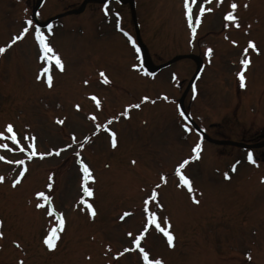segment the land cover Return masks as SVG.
Listing matches in <instances>:
<instances>
[{
  "label": "rangeland",
  "instance_id": "1",
  "mask_svg": "<svg viewBox=\"0 0 264 264\" xmlns=\"http://www.w3.org/2000/svg\"><path fill=\"white\" fill-rule=\"evenodd\" d=\"M83 1L44 0L36 10L37 20L46 21L39 26L46 42L63 62L62 71L49 64L44 78L40 70L46 61L39 58L31 14L37 0H0V46L29 29L0 53V143L8 145L0 148V264H144L132 243L142 231L139 247L163 264H264V0H189L191 22L184 0H133L149 65L199 55L203 63L184 106L213 137L243 141L242 147L204 142L198 161L185 167L191 193L178 187L174 168L199 136L192 129L184 134L175 104L196 69L195 58L178 56L153 75L139 74L133 67L139 47L130 1H87L81 11L68 13ZM227 12L235 22L225 18ZM249 40L255 49L242 55ZM242 59L249 60L244 87L235 78ZM137 104L128 108L129 116L120 114ZM107 115L98 129L96 120ZM9 123L18 144L8 139ZM108 130L116 135L115 147ZM30 143L50 155L29 158L27 147L23 156L21 149ZM77 153L94 177L86 184L93 195L85 199L95 216L76 203L82 193L72 162ZM19 160L25 174L13 186ZM162 174L165 183L152 187ZM149 186L158 194L149 210L162 227L168 218L172 247L145 217ZM41 191L65 221L52 249L43 238L56 217L48 216L46 201L36 197ZM124 210L131 214L117 220Z\"/></svg>",
  "mask_w": 264,
  "mask_h": 264
},
{
  "label": "snow or ice",
  "instance_id": "2",
  "mask_svg": "<svg viewBox=\"0 0 264 264\" xmlns=\"http://www.w3.org/2000/svg\"><path fill=\"white\" fill-rule=\"evenodd\" d=\"M104 3L107 4V0H104ZM246 6V5H245ZM231 8L235 9L237 7V5L235 3H232L230 5ZM184 8H185V13L184 15L186 17H188L189 19V22L192 21V16L190 14V11H189V8H190V5H189V0H184ZM105 11H107V9H105ZM201 11H204V7L203 5H201ZM225 18L228 20V21H232V22H235L236 21V17L232 14V12H227L226 13V16ZM195 21L197 23H199L200 21V16L197 15L195 17ZM26 23L28 24H32V21L31 20H27ZM236 27H239V24L236 23L235 25ZM49 28H51V25L48 26ZM29 31V29L25 28L23 29L19 35H14L12 37V40H10L8 42V45H3V46H0V53H3L5 52V49L6 47L8 46H11L12 43H14L16 40H19L20 38H22L24 36V34ZM193 31H195V29H193ZM34 36H35V41L37 42L38 46H39V58L46 61V64L43 68H41V72L43 73H48L49 72V64L51 63H54L55 67L57 69H60L61 71L63 70V62L60 58V56L58 55V53L56 51H54V49L50 46L49 43L46 42V36L44 34V32L41 30L40 27H36L35 30H34ZM233 44H235L236 42L235 41H232ZM249 48H252V49H255V45H254V42L249 40L248 41V47H246L244 50H243V53L242 55H246ZM137 51H139V49H137ZM208 52H211V49H208ZM207 54V52L205 53ZM249 63V60L248 59H242L241 60V64L246 66L248 65ZM136 65H133V67H135ZM242 71H238L236 73V76L239 78V82H240V86L241 87H244L245 86V77L244 75L242 74ZM100 76L102 78H104V73L101 71L100 72ZM37 79L40 80L41 79V76L40 75H37ZM51 81H52V78H51V75H48L47 76V79H46V83L51 86ZM104 83H108V80L106 78H104ZM85 84H87V81H85ZM93 100H96V97L93 96L92 97ZM144 100H147L148 97H144L143 98ZM97 106H99V102H97ZM78 107V105L76 106ZM132 107H139V105H128L127 108H132ZM127 108L125 109V112H124V115L127 116L128 115V112H127ZM181 116H184L185 114L183 112L180 113ZM99 125H97V128L99 129ZM6 130L8 133H11V135L8 137L9 140H11L13 143L15 144H18L19 141H17V137L15 135V133L13 132V126L11 123L7 124L6 125ZM109 131V135H110V138H111V146L112 147H115L116 144H117V140H116V135L114 132H111V130H108ZM3 134H0V136H2ZM89 138L87 136L84 137V140L87 141ZM81 148L84 146L83 144L80 145ZM8 145L7 144H4V143H0V148H7ZM65 147H69L68 145H65ZM200 143L197 142L195 144V146L192 148V152L194 154L198 153L199 149H200ZM28 148L32 149V151L30 152V155H29V158L33 157V156H44V155H50V153H38L35 151V147H34V144H29L28 145ZM21 151H23V149H21ZM77 155V158L79 159V153L76 154ZM194 157H189L188 159H192ZM0 159H3V157H0ZM188 159H185L183 160L182 162L178 163L177 166L175 167V174L179 177V186H185L187 187L188 191L191 193L193 191L192 189V186H191V182L189 180V178L184 175L181 171V169L184 168V166L188 163ZM247 159L250 161V162H253V154L251 152L248 153L247 155ZM15 163L17 164H24V161L23 160H19V161H16ZM133 163H135L133 161ZM79 166H80V171L82 173V180H81V187H82V192H83V195L80 197V203H83L84 205H86V209H87V212L90 216H94L95 215V212H94V209H93V206L92 204L88 203V201L85 199V197H91L93 195V189L90 188V187H87L86 184L88 181H91L94 179L89 167L82 161L80 160L79 161ZM235 169V165H233V170ZM25 174V169L21 168L19 170V175L16 176V178L12 181V184L13 186H15L18 182H20L21 178L23 177V175ZM228 177V174L225 173V178ZM0 179H2V177H0ZM49 179H51V177H49ZM161 180H164V176L163 174L161 175L160 177ZM262 181H264V177L261 178ZM47 187L51 188L52 185L49 184L47 185ZM36 197L38 198H41L45 201H48V214L49 215H55L56 219L59 221V223L56 225L55 228H50L48 230V233L47 235L44 236L43 238V243L49 248V249H52L54 248L55 244H54V241L56 239H58L57 237V232L59 230L62 229L63 227V224H64V220L62 218V215L61 213L59 212H56L52 206H51V198L50 196H46L44 192H36L35 193ZM157 191L155 188H153V190L151 191V194L149 196H147V198L145 199L144 201V205H145V212H146V216H147V222L148 224L150 225H154L155 228L157 229V231L161 232L163 234L164 237H166L167 239V244L169 247H172L174 246L173 245V241H174V235L173 233L169 230L170 229V222L168 220L167 217H164L163 218V224L166 225L165 227H162L161 226V223L158 222L157 220V214L155 211H151L149 210L148 208V205H149V202L150 201H156L157 200ZM193 201L194 202H198L196 201L195 197H193ZM37 208H43L45 207L44 204H41V203H37L35 205ZM156 207H162V205H159L157 204ZM125 216L128 215V213H125L124 214ZM124 216H121L120 219H123ZM147 227V225L145 226ZM0 235H2V233H0ZM131 235V234H129ZM144 236V232H140L139 235H137L135 237V239L132 241V243L134 245H136V247L139 248V252H140V255L144 261V264H163L162 260L160 259H150L149 258V253L146 252L144 250V248L142 247H139V241L141 240V238ZM130 249H125V251H129ZM117 256L120 255V253H116ZM246 255H248L246 253ZM248 258L250 259V256H248Z\"/></svg>",
  "mask_w": 264,
  "mask_h": 264
}]
</instances>
